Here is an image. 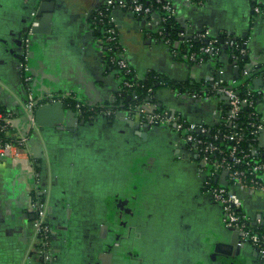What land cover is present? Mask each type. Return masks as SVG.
<instances>
[{"label": "crops", "instance_id": "crops-1", "mask_svg": "<svg viewBox=\"0 0 264 264\" xmlns=\"http://www.w3.org/2000/svg\"><path fill=\"white\" fill-rule=\"evenodd\" d=\"M105 2L0 0V106L19 117L38 186L47 191L52 264H264L251 246L239 248L236 233L223 226L198 163L170 128L144 131L136 118L123 116L83 119L68 101L40 103L34 125L28 123L22 112L29 101L70 96L97 107L117 102L120 84L89 21ZM260 4L264 9V0ZM173 7L186 37L207 31L211 38L239 40L247 51L245 68L264 67V19L253 13L252 0H174ZM111 16L135 74L173 85L156 86L153 103L188 122L216 127L226 98L215 94L197 103L189 90L208 88L218 72L233 86L238 74L230 58L188 64L159 39V16L147 20L120 9ZM33 18L40 29L32 38L25 86L21 40ZM251 84L261 92L256 111L264 122V74ZM256 143L264 157V132ZM34 185L32 174L0 162V264H41L31 210ZM241 198L243 214L264 224V193ZM128 203L134 209H127L124 228H117L115 206Z\"/></svg>", "mask_w": 264, "mask_h": 264}, {"label": "built area", "instance_id": "built-area-1", "mask_svg": "<svg viewBox=\"0 0 264 264\" xmlns=\"http://www.w3.org/2000/svg\"><path fill=\"white\" fill-rule=\"evenodd\" d=\"M173 1L138 0L124 2L122 0H106L105 5L100 10L89 16V20L106 23L104 36L99 39L101 50L106 58L107 66L111 68L120 86L124 89L134 90L138 86L137 81L140 77L131 69L126 60L125 52L121 48L119 40H117L118 37L111 16L115 9L124 10L147 20L155 15L159 16L160 28L157 33L159 39L167 46L174 58L188 64H202L207 59L216 62L217 56L220 54L217 45L219 39H222L226 47L238 52L237 55H232L231 58L234 67L239 70L237 61L240 57H245L247 51L244 46L241 47V43L236 39L228 37L211 38L207 31L193 38H188L183 32L179 31V40L173 42L161 38L164 36L166 24L175 17ZM252 2L253 13L264 19V9L260 4V0H252ZM38 25V20L33 18L31 26L21 40L20 70L23 74L22 78L25 86L30 83V78L26 77L24 73L27 72L31 53V39ZM193 40H205L206 45L200 47L197 51H191ZM222 40H220V43ZM217 74L216 79L211 78L210 85L207 84L208 88H201L198 91L189 90L190 96L199 102L213 97L215 94H221L226 98L227 103L220 106L218 111L217 129L188 122L176 113L159 109L151 101L152 90L148 91V98L142 103L116 110L112 109L113 107L92 106L70 96H55L38 102L29 101L23 105V113L28 123L33 126V111L40 103L59 102L63 104L65 101L74 100L75 108L81 117L86 111L91 112L93 115L104 114L107 116L115 115V111H117L123 113L125 119L136 118L142 126L170 128L179 135L181 145L197 157L201 171L205 176L204 189L213 203L220 209L223 226L226 229L233 230L238 235L239 247L249 245L261 258H264V224L260 221H251L243 214L241 198V195L247 193H264V157L256 143L258 136L264 132V122L258 118L256 111L260 103L261 92L255 91L252 87L251 72L246 68L242 69L240 74L248 82L244 86L243 96H239L235 88L224 87L222 73L218 72ZM211 93L214 95H211ZM132 98L136 99V96L132 95ZM243 108L249 110L246 122L240 121ZM18 118L15 113L0 106V162L9 161L34 176L35 187L31 191V197L33 196L31 210L35 214L37 256L41 264H52L54 253L50 246L52 231L47 214V191H41L38 186V176L30 159L27 138L22 136L18 129L16 122ZM246 135L252 137L253 143H247ZM34 196L37 198L34 199Z\"/></svg>", "mask_w": 264, "mask_h": 264}, {"label": "trees", "instance_id": "trees-1", "mask_svg": "<svg viewBox=\"0 0 264 264\" xmlns=\"http://www.w3.org/2000/svg\"><path fill=\"white\" fill-rule=\"evenodd\" d=\"M90 21V24H91V29H92V33L93 35L96 37V38H99V39H102L104 34V30L106 28V23L105 22H99V21H93V20H89ZM178 27L175 23V20H171L169 21L166 26H165V31H164V36L161 37L163 38L164 40L168 39L169 42H173V41H176V40H179L178 38ZM118 37V36H117ZM210 39V37H209ZM118 40V39H117ZM220 40L222 39H219V43L217 46H219V56H217V61H218V57L220 58L223 54L224 55H227L229 58H230V61L233 62L231 56L232 55H237L238 52H235L233 51L232 49L226 47L224 45V42L223 40L221 41L220 43ZM238 42L241 43V47L243 46L242 42L237 40ZM191 45H192V48H191V51H197L200 47H203L206 45V41L205 40H202V41H196V40H193L191 42ZM207 58V57H206ZM247 64V55L245 57H240L237 61V65L239 67V73L237 75V79L235 80L236 83L233 85V86H228L227 84H225L224 82V87H227V88H235L237 90V93L239 96H243L244 95V86L245 84H247V79L245 78H242L240 76L241 74V70L245 68ZM264 73V67L263 68H258L256 69L255 71L251 72V77H252V81L255 77L259 76L260 74H263ZM129 78V77H128ZM127 78V80H129ZM138 86L136 88H134V90H126L124 89L122 86H120V96L118 97V99L116 100V104H114L115 107H118L121 105L122 108L125 107L127 108L128 106H134V105H137L139 103H142L143 101L147 100L148 98V91L149 90H152L155 89L156 86H166V87H172L173 88V85L171 83H169L168 81H166L165 79L161 78V77H158V76H155V75H149L146 79H138ZM190 90H196L198 91L199 89L198 88H194V89H190ZM131 95V96H129ZM132 95H135L136 96V99L132 98ZM211 95H214L213 93H211ZM129 98V99H128ZM152 101V100H151ZM68 104H70V107H73L75 106V103L73 101H68ZM248 114H249V110L247 108H243L242 110V118L240 119V121L242 122H246L247 121V117H248ZM93 115L91 112H85L83 113V118H86L88 116H91ZM212 129H217V127H214ZM246 139H247V143H253V141L251 140L252 137H250L249 135H246ZM37 197L34 196V199H36Z\"/></svg>", "mask_w": 264, "mask_h": 264}, {"label": "flooded vegetation", "instance_id": "flooded-vegetation-1", "mask_svg": "<svg viewBox=\"0 0 264 264\" xmlns=\"http://www.w3.org/2000/svg\"><path fill=\"white\" fill-rule=\"evenodd\" d=\"M32 46V45H31ZM114 104H116V103H114ZM113 108L112 109H114V110H116V109H119L118 107H115L114 105L112 106ZM106 108H109V107H106ZM121 110V109H120ZM116 112V114L115 115H112V116H107V115H104V114H94V115H91V116H88L86 119H89V118H94V117H96V116H105V117H107V118H114V117H122L123 115H120L119 114V112H117V111H115ZM84 119V118H83ZM85 119V120H86ZM129 120H132V119H129ZM192 156L194 157V159L196 160V162L198 163V160H197V157L196 156H194L193 154H192ZM198 165H199V167H200V164L198 163ZM200 170H201V167H200ZM202 172V171H201ZM203 174V173H202ZM204 192L206 193V191H205V189H204ZM207 194V193H206ZM48 216H49V214H48ZM49 222H50V220H49ZM50 227H51V231H52V234H53V226H52V224H51V222H50ZM51 234V236H50V246H51V248H52V250H53V253H54V261H55V252H54V248H53V239H54V236ZM237 246H238V244H237ZM243 246H249V245H243ZM242 246V247H243ZM239 247V246H238ZM240 248V247H239ZM259 256V255H258ZM260 257V256H259ZM261 258V257H260ZM263 260H264V258H262ZM131 263H134L133 261L132 262H130V264Z\"/></svg>", "mask_w": 264, "mask_h": 264}, {"label": "rangeland", "instance_id": "rangeland-1", "mask_svg": "<svg viewBox=\"0 0 264 264\" xmlns=\"http://www.w3.org/2000/svg\"><path fill=\"white\" fill-rule=\"evenodd\" d=\"M134 202V201H133ZM118 204H120V203H118ZM116 205L115 206V209H117L116 211H117V228L119 227V226H121L122 227V225H123V228H124V226H125V224H126V222H125V218L127 217V209H128V211L130 212L132 209H134V206H132V204L131 203H128V205L126 204V205ZM121 241H123V239H121Z\"/></svg>", "mask_w": 264, "mask_h": 264}, {"label": "water", "instance_id": "water-1", "mask_svg": "<svg viewBox=\"0 0 264 264\" xmlns=\"http://www.w3.org/2000/svg\"><path fill=\"white\" fill-rule=\"evenodd\" d=\"M38 29H40V24L38 25V27L34 30V34H35V32L38 30ZM34 36V35H33ZM33 38V37H32ZM31 41H32V39H31ZM32 47V46H31ZM31 54V53H30ZM235 72L238 74V72H239V70H238V68H235ZM129 99V98H128ZM199 101H197V103H198ZM57 106H61V104L62 103H55ZM44 106V105H43ZM39 107H41V106H39ZM36 108H38V107H36ZM119 108H122V106H120ZM23 113V112H22ZM120 115H123V113H119ZM35 119V118H34ZM128 120V119H127ZM18 121H19V118L17 119V125H18ZM142 128H143V130L144 131H146V130H148V129H151L150 127H148L147 125H143L142 126ZM18 129H19V127H18ZM22 135V134H21ZM22 136H24V135H22ZM25 137V136H24ZM27 138V145H28V141H29V139H28V137H26ZM185 148V147H184ZM186 149V148H185ZM187 150V149H186ZM30 152V151H29ZM225 183V182H224ZM229 230V229H228ZM229 231H231V232H234L233 230H229ZM237 235V234H236ZM237 238H238V235H237Z\"/></svg>", "mask_w": 264, "mask_h": 264}]
</instances>
